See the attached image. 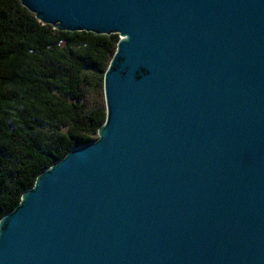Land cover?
I'll return each mask as SVG.
<instances>
[{
	"label": "water",
	"instance_id": "95a60500",
	"mask_svg": "<svg viewBox=\"0 0 264 264\" xmlns=\"http://www.w3.org/2000/svg\"><path fill=\"white\" fill-rule=\"evenodd\" d=\"M118 34L98 138L0 220V264H264V0H21Z\"/></svg>",
	"mask_w": 264,
	"mask_h": 264
},
{
	"label": "trees",
	"instance_id": "16d2710c",
	"mask_svg": "<svg viewBox=\"0 0 264 264\" xmlns=\"http://www.w3.org/2000/svg\"><path fill=\"white\" fill-rule=\"evenodd\" d=\"M118 34L63 31L0 0V220L45 169L98 138Z\"/></svg>",
	"mask_w": 264,
	"mask_h": 264
}]
</instances>
